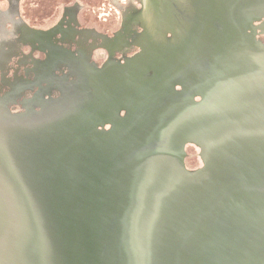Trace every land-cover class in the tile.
<instances>
[{"label":"water","instance_id":"95a60500","mask_svg":"<svg viewBox=\"0 0 264 264\" xmlns=\"http://www.w3.org/2000/svg\"><path fill=\"white\" fill-rule=\"evenodd\" d=\"M168 1L83 110L0 124V264H264V0Z\"/></svg>","mask_w":264,"mask_h":264},{"label":"flooded vegetation","instance_id":"af4514ba","mask_svg":"<svg viewBox=\"0 0 264 264\" xmlns=\"http://www.w3.org/2000/svg\"><path fill=\"white\" fill-rule=\"evenodd\" d=\"M18 1L7 0L5 9L0 6V124L21 121L37 128L69 111L83 110L92 99L88 71L134 58L141 52L143 25L156 20L148 0H90L87 7L82 0H62L57 10L27 23V29L16 22L22 15ZM168 2L179 11H190L192 4V0ZM262 21L244 27H249V35L254 31L264 49V35L256 29ZM165 38L173 40L170 33ZM159 43L156 40L158 48ZM184 44L179 45L181 52L192 51L187 41ZM189 147L198 148L185 147L186 169L195 171L202 162L198 152L201 165L189 166Z\"/></svg>","mask_w":264,"mask_h":264},{"label":"rangeland","instance_id":"374dc122","mask_svg":"<svg viewBox=\"0 0 264 264\" xmlns=\"http://www.w3.org/2000/svg\"><path fill=\"white\" fill-rule=\"evenodd\" d=\"M61 1L62 0H19V14H22L24 17L22 15H19L16 22L18 23V25L27 28L25 26L27 25V23H31V20L38 19V17H40L43 13H49L51 10H57ZM81 2L85 4V7H87V5L91 3L90 0H82ZM0 6L1 8L5 9L7 7V0H0ZM86 9L87 8H85V10ZM15 11L17 12V9ZM86 11H84L83 13H86Z\"/></svg>","mask_w":264,"mask_h":264}]
</instances>
